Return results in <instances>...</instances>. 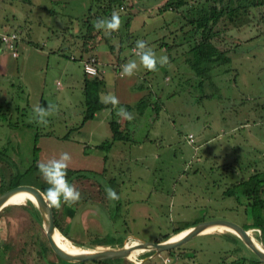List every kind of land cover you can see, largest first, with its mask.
<instances>
[{
    "label": "rangeland",
    "instance_id": "obj_1",
    "mask_svg": "<svg viewBox=\"0 0 264 264\" xmlns=\"http://www.w3.org/2000/svg\"><path fill=\"white\" fill-rule=\"evenodd\" d=\"M102 1L0 0V34L18 35L17 57L6 48L0 52V192L22 174L20 185L44 194L49 185L37 162L67 152L72 157L67 179L81 199L71 205L72 215L67 204L55 214L75 244L94 246L112 237L159 242L176 228L209 220L245 227L251 216L247 197L225 192L252 168L264 170V7L219 24L216 29L223 32L216 44L229 50L231 61L200 78L185 63L193 40L183 36L188 27L175 12L158 16L153 0H124L123 10L115 5L121 27L111 35L100 30L108 39L94 48L104 71L101 97L114 94L119 104L132 108L134 119L126 126L130 140L115 141L107 150L109 121L114 117L125 124V119L115 107L83 122V63L75 48L85 33H95L98 19L110 17L101 13ZM137 40L157 57L167 55L169 63L147 71L132 51ZM164 42L167 48L160 47ZM89 54L86 59L94 57ZM133 60L134 75L122 76V66ZM50 104L56 111L47 125L37 123L34 107ZM107 187L118 200L107 198ZM6 208L0 210V264L57 262L27 209ZM225 234L196 235L168 255L177 264H216L218 259L227 264L236 255L223 250L232 246ZM251 234L258 242L264 237L260 230Z\"/></svg>",
    "mask_w": 264,
    "mask_h": 264
},
{
    "label": "trees",
    "instance_id": "obj_2",
    "mask_svg": "<svg viewBox=\"0 0 264 264\" xmlns=\"http://www.w3.org/2000/svg\"><path fill=\"white\" fill-rule=\"evenodd\" d=\"M124 0H103L101 5H99V9L102 10L101 13L105 15L111 14L115 5H119L121 9H124L122 3ZM264 7V0H164L163 5L159 8L161 11L172 10L178 15L180 20H184V25L188 27L187 32H183V36H187L191 38L192 44L189 46L185 54H187V58L185 63L187 66L194 72L197 77L200 78H208L209 71L217 66L229 64L231 61L230 56L228 55V49L225 47H219L216 44V37L220 35L223 31L217 30L219 24L225 20L229 22H234L240 16L248 13L249 10L253 8ZM126 8V7H125ZM98 9V10H99ZM99 12V11H98ZM96 12V14L98 13ZM95 14V13H94ZM225 30V29H224ZM95 33H90L91 30L83 36V52H91L94 50L97 45L104 40L106 37L101 36V31L94 29ZM183 31L180 27L179 32ZM87 34V35H86ZM97 36L99 38L97 39ZM109 37V36H108ZM108 38H106L107 40ZM105 41V40H104ZM107 43V42H106ZM1 44V43H0ZM167 46L168 44L162 43L161 46ZM2 46V45H1ZM93 64L97 66L98 60L96 56L93 57ZM160 65H157L159 68ZM148 71V70H147ZM153 72V71H151ZM97 74L94 78H84L83 79V96H84V116L83 122L86 120L92 119L94 115L103 110V109H115L117 108H125L127 111H131V107L127 104H119L117 106H112L111 104L101 103V99L99 97V92L103 87V80L100 78V70L97 68ZM144 102V98L140 100L137 104L139 106ZM129 124V121L126 123L125 127H122L119 121H117L114 117L109 121V126L111 129V139L106 141L104 147L109 150L115 141H126L130 140L128 135L130 134L126 126ZM102 147V145L100 146ZM0 155H3L0 152ZM253 172L247 177L242 178L241 181L234 184L233 187H230L226 190L225 195L233 196L237 195L239 192L241 195L247 197L248 201L245 204V210L250 212V222L246 223V226L243 227L245 229L254 228L260 230L261 234L264 236V170L252 168ZM22 174H17L10 179L8 182V189L20 185L19 177ZM7 189V190H8ZM44 191V188L42 189ZM3 192V190H2ZM0 192V194L2 193ZM22 208H26L27 212L30 214L31 218L41 225L40 216L34 207L33 204L27 203L26 205H19ZM8 207V206H6ZM4 207L5 209H7ZM53 222L55 227L69 240V236L65 232L64 228L60 227L56 220V211L57 208L50 207ZM71 209L70 215L75 212V209H72V206H68ZM191 225L176 228L173 234L178 233L180 230L189 228ZM170 236V235H169ZM168 235L164 236L160 240L162 241L169 237ZM44 241L46 243V249L51 251L57 262L49 261L48 264H84L85 261H69L65 260L56 254L53 249L50 247L46 237L44 236ZM236 244L241 243V241L236 236H231ZM72 241V240H71ZM264 241V237H263ZM100 244V243H97ZM7 245V244H5ZM43 251L44 247L42 246ZM239 246L236 247L235 254L237 256L239 251ZM1 253V251H0ZM241 256L239 255V258ZM241 259H246L241 257ZM122 259H108L101 261H90L93 264H121ZM125 261V260H124ZM127 261V260H126ZM258 260L255 261V263ZM131 264V263H128ZM240 264H243L240 263ZM253 264V263H251Z\"/></svg>",
    "mask_w": 264,
    "mask_h": 264
},
{
    "label": "clouds",
    "instance_id": "obj_3",
    "mask_svg": "<svg viewBox=\"0 0 264 264\" xmlns=\"http://www.w3.org/2000/svg\"><path fill=\"white\" fill-rule=\"evenodd\" d=\"M121 14L119 11L113 10L110 17L107 19H98L94 28L104 30L106 34L111 35L112 32L118 31L121 27ZM136 55L139 57L140 64L148 71H157V65L161 67L169 63L167 55L156 56V53L148 48L147 43L143 40L136 41ZM138 69L136 61H130L122 66L121 75L131 77ZM101 103L111 104L112 106L119 105V99L114 94H106L101 97ZM56 111L55 106L48 105L47 108L36 106L33 109L34 118L37 123L47 125L48 117ZM117 115L125 120L131 121L134 119L132 113L125 108H119ZM72 157L69 153L63 152L58 158L53 157L46 161H38L37 168L43 177L44 181L49 185L46 192L43 194V199L49 207L60 208L62 204L69 206L78 203L81 199V192L71 184L67 179V170L70 166ZM109 200H118L117 192L107 187L105 189ZM132 264H142L138 260H133Z\"/></svg>",
    "mask_w": 264,
    "mask_h": 264
},
{
    "label": "water",
    "instance_id": "obj_4",
    "mask_svg": "<svg viewBox=\"0 0 264 264\" xmlns=\"http://www.w3.org/2000/svg\"><path fill=\"white\" fill-rule=\"evenodd\" d=\"M16 192H24L33 199L34 201L33 205L40 216L41 227L44 231L45 237L50 247L60 257L72 262L101 261V260L122 259V258L129 260L130 252L132 250V247L129 245V242L133 240L143 243L146 246L144 250H151L154 251L155 253L167 252L180 246L181 244L193 238L194 236L199 235L205 228L214 225H219L229 229L231 232H233L232 234L235 235L241 241L243 245L249 248L260 261L264 262V252H262V250L259 247L255 246L251 242L250 231L254 230V228L245 229L241 227L239 224L227 220H209V221L199 222L194 226L189 227L188 232H186V234L172 241H169L166 238L165 240L159 242H146L144 240L138 239L137 237H128L122 242L121 246L118 247H106L105 249H101L98 251L72 252L59 245L58 242L56 241L54 237L55 224L53 222L51 208L45 202V200L43 199V194L38 189L28 185H17L2 192L0 194V210L3 207H5L6 205L5 202L8 199V197H10L12 194ZM259 243L264 248V242L260 240Z\"/></svg>",
    "mask_w": 264,
    "mask_h": 264
},
{
    "label": "crops",
    "instance_id": "obj_5",
    "mask_svg": "<svg viewBox=\"0 0 264 264\" xmlns=\"http://www.w3.org/2000/svg\"><path fill=\"white\" fill-rule=\"evenodd\" d=\"M132 2H134V1H136V0H131ZM153 2V4H152V6H153V8H154V10L156 9L157 11H155V13H159L158 14V16H162V13H160L161 12V10H159V8H160V5L161 4H163V2H164V0H153L152 1ZM153 12V11H152ZM166 13H170V16H172V13H174L172 10H168V11H166ZM164 14V13H163ZM168 17H170L169 15H167ZM166 25H167V23H166ZM70 38V37H69ZM182 38V37H181ZM180 38V39H181ZM71 39V38H70ZM70 39H65L64 38V40H66L67 41V43H70L71 44V40ZM157 43V42H156ZM165 43V42H164ZM163 43V44H164ZM75 44H77V45H75V48L78 50V52H79V59H80V61H81V63H83V61L86 59V54H89L90 52H83L82 51V45H83V39H81L80 40V42H78V43H75ZM181 44V43H180ZM72 45V44H71ZM161 47H166L167 48V46H165V45H163V46H161ZM3 49H4V47L3 46H1V44H0V52H2L3 51ZM109 49L112 51V48H111V45L109 46ZM132 51H133V49H132ZM91 54H93L94 56H96V58H97V60H98V64H97V66H96V68H98V70H100V76H101V74L104 72L102 69H101V66H100V59H99V57L96 55V53H95V50H92L91 51ZM90 55V54H89ZM71 58H73V57H71ZM74 59V58H73ZM76 59V58H75ZM74 59V60H75ZM136 72V71H135ZM121 74V73H120ZM96 75H98V74H96ZM89 78V79H91V78H94L95 76H93V77H89V76H86L84 73H83V79L84 78ZM83 82V81H82ZM135 82H133L132 81V83L129 85V86H131L132 88H133V86L135 85L134 84ZM102 89V88H101ZM82 92H83V83H82ZM103 92H102V90H100V92H99V97H100V99H101V94H102ZM96 115V114H95ZM128 122V120H125L124 121V123L125 124H123L122 125V127H125V125H126V123ZM112 146H113V144H112ZM111 146V147H112ZM111 149V148H110ZM6 207V206H5ZM64 210H65V208H64ZM186 229V228H185ZM182 230H184V229H182ZM182 230H180V231H182ZM225 233H227V234H225V236L227 237V239L229 240V243L231 244L232 243V246L230 247V248H228V246H225V247H222L223 248V250L224 251H232L233 252V254H235V249H236V247L237 246H239V251H238V254H237V256H236V258H234V260H232L231 262H229V263H227V264H240V263H242L243 262V264H251V263H253V264H264V262L263 261H260L256 256H255V254H253V252L249 249V248H247L245 245H243L242 243H239V244H236V242H234L233 241V239L231 238V236H235V235H233L232 233H228V232H225ZM172 235V234H171ZM203 235H208V234H203ZM262 240H263V238H262ZM155 241V240H154ZM153 241V242H154ZM95 245H103V246H108V247H118V246H121V244H122V241H118V239H115V238H111V240H109V241H104V242H100V244H97V242H93ZM78 244V243H77ZM78 245H81V244H78ZM221 248V249H222ZM225 248V249H224ZM228 248V249H227ZM221 249H220V251H221ZM166 254H168V252L166 253ZM166 254H164V253H162L161 252V254L159 255V253H155V252H153V251H151V250H145V251H143V252H141L140 253V255H139V258L141 259V262H142V264H157V263H160V257H162V255H166ZM236 255V254H235ZM234 255V256H235ZM239 255L241 256V257H244V258H246V259H241V257L239 258ZM253 255V256H252ZM125 259V258H124ZM124 259H122L121 260V264L124 262ZM127 260V259H126ZM173 260H174V262H175V259L173 258ZM256 260H258V262H256L255 263V261ZM128 261V263H131L132 264V262H130L129 260H127ZM234 261V262H233ZM216 262V264H219L221 261L218 259V260H216L215 261ZM125 263V262H124ZM175 264H177V263H175Z\"/></svg>",
    "mask_w": 264,
    "mask_h": 264
},
{
    "label": "bare ground",
    "instance_id": "obj_6",
    "mask_svg": "<svg viewBox=\"0 0 264 264\" xmlns=\"http://www.w3.org/2000/svg\"><path fill=\"white\" fill-rule=\"evenodd\" d=\"M5 203H6L5 206L26 205L27 203L33 204L34 201L26 193L16 192V193L12 194L10 197H8V199L6 200ZM186 232H188V228H186L182 231H179L178 233H175L173 236L170 235L167 239L169 241L176 240V239L180 238L181 236H183L184 234H186ZM225 232L233 233L227 228H224V227L219 226V225H214V226H209V227L205 228L199 235L214 234V233H225ZM253 235L251 234V231H250L251 242L255 246L259 247L262 250V252H264V248L261 246V244L258 242V240L256 238H254ZM54 237H55V239L59 245H61L62 247L66 248L67 250H70L72 252L98 251V250L106 248V246H103V245L82 246V245L75 244L71 240H69L67 237H65L56 227L54 229ZM129 245L132 247V250L130 252V256L145 251L144 249L146 247L143 243L136 241V240L130 241Z\"/></svg>",
    "mask_w": 264,
    "mask_h": 264
},
{
    "label": "built area",
    "instance_id": "obj_7",
    "mask_svg": "<svg viewBox=\"0 0 264 264\" xmlns=\"http://www.w3.org/2000/svg\"><path fill=\"white\" fill-rule=\"evenodd\" d=\"M17 41H18V35L15 32H12V31L7 32L6 31V32H3L0 34L1 45L4 48L9 49L11 51L13 57L18 56L17 51H16ZM133 51L136 53V50L133 49ZM93 62H94L93 57L83 61L82 69H83V73L86 76H89V77L96 76L97 68L93 64ZM193 137L194 136L192 134H189L188 140L191 142L193 140ZM256 230H258V229H254V231H256ZM140 253L129 256V261L133 262V260H138L141 262V259L139 258ZM159 264H175V262L170 255L166 254L165 256L160 257V263Z\"/></svg>",
    "mask_w": 264,
    "mask_h": 264
}]
</instances>
